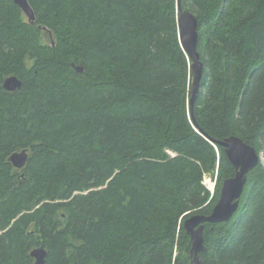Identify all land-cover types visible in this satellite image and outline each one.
<instances>
[{"label": "trees", "instance_id": "16d2710c", "mask_svg": "<svg viewBox=\"0 0 264 264\" xmlns=\"http://www.w3.org/2000/svg\"><path fill=\"white\" fill-rule=\"evenodd\" d=\"M29 2L35 25L0 0V264H35L39 246L46 264H192L185 221L211 214L236 174L213 140L264 159V0H181L203 63L192 108L178 0ZM11 75L21 89L3 87ZM203 238L205 264H264L263 161Z\"/></svg>", "mask_w": 264, "mask_h": 264}, {"label": "water", "instance_id": "95a60500", "mask_svg": "<svg viewBox=\"0 0 264 264\" xmlns=\"http://www.w3.org/2000/svg\"><path fill=\"white\" fill-rule=\"evenodd\" d=\"M13 2L22 10L31 25L37 21L36 12L29 0H13ZM179 5V28L180 40L183 48L193 59L191 68L193 72V95L191 98V108L200 90L201 80L203 77V63L200 60V54L197 50L199 39L198 20L189 10H183L181 0ZM39 28L49 31L52 44H55L53 33L45 26ZM77 72H83L82 64L72 63ZM23 81L16 75L5 78L3 87L8 91L21 89ZM192 114V112H191ZM215 143L224 147L225 153L236 169L235 176L224 181L219 201L214 206L209 215L194 214L185 221V228L191 236V255L193 256L192 264H205L200 253L206 250L204 245L203 230L204 223H219L229 221L239 208V201L244 191L248 173L262 162L263 154L256 148L246 143L242 138L237 136L228 137L222 141L213 140ZM29 159V150L24 148L21 151H15L9 156V161L17 169H23ZM262 160V161H261ZM24 175V174H22ZM30 255L34 258L35 264H46L48 250L44 246L35 247Z\"/></svg>", "mask_w": 264, "mask_h": 264}, {"label": "rangeland", "instance_id": "374dc122", "mask_svg": "<svg viewBox=\"0 0 264 264\" xmlns=\"http://www.w3.org/2000/svg\"><path fill=\"white\" fill-rule=\"evenodd\" d=\"M24 18H26L25 15H24ZM26 20H27V18H26ZM41 40H42V43H44V44L50 43V39H49V36H48L47 33H43V36H42ZM27 64H28V66H32L33 65V61L29 59ZM17 151H21V149H19ZM263 163H264V159H263ZM206 176H207V181L209 182L208 185L209 184L210 185L214 184V186H213L214 190L212 192V193H214L215 192V188H216V183H217V174H215V176H213L211 174H206Z\"/></svg>", "mask_w": 264, "mask_h": 264}, {"label": "built area", "instance_id": "2783aa9c", "mask_svg": "<svg viewBox=\"0 0 264 264\" xmlns=\"http://www.w3.org/2000/svg\"><path fill=\"white\" fill-rule=\"evenodd\" d=\"M204 183H205V185L208 187V189L211 191V192H213V186H214V184H212V185H208V181H207V176L205 175V177H204Z\"/></svg>", "mask_w": 264, "mask_h": 264}, {"label": "bare ground", "instance_id": "6f19581e", "mask_svg": "<svg viewBox=\"0 0 264 264\" xmlns=\"http://www.w3.org/2000/svg\"><path fill=\"white\" fill-rule=\"evenodd\" d=\"M263 159V158H262ZM262 161V160H261Z\"/></svg>", "mask_w": 264, "mask_h": 264}]
</instances>
